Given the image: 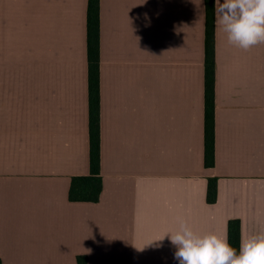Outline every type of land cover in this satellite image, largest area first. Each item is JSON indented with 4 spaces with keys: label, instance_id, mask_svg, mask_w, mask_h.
Wrapping results in <instances>:
<instances>
[{
    "label": "crops",
    "instance_id": "0c3cea01",
    "mask_svg": "<svg viewBox=\"0 0 264 264\" xmlns=\"http://www.w3.org/2000/svg\"><path fill=\"white\" fill-rule=\"evenodd\" d=\"M87 10L0 0V264H179L165 236L180 218L201 235L264 229V43L216 28L206 167L205 0H101L103 191L70 200L90 174Z\"/></svg>",
    "mask_w": 264,
    "mask_h": 264
},
{
    "label": "trees",
    "instance_id": "16d2710c",
    "mask_svg": "<svg viewBox=\"0 0 264 264\" xmlns=\"http://www.w3.org/2000/svg\"><path fill=\"white\" fill-rule=\"evenodd\" d=\"M215 0H205V166L214 167L216 162V25ZM101 0H88V81H89V136L90 174L74 176L70 187L71 201L98 202L103 191L101 170ZM207 200H218V178L208 182ZM242 226L239 219L229 221L228 239L239 252ZM85 255L78 256L79 264H87Z\"/></svg>",
    "mask_w": 264,
    "mask_h": 264
},
{
    "label": "clouds",
    "instance_id": "9594fccd",
    "mask_svg": "<svg viewBox=\"0 0 264 264\" xmlns=\"http://www.w3.org/2000/svg\"><path fill=\"white\" fill-rule=\"evenodd\" d=\"M214 17L229 45L249 51L264 43V0H215ZM166 237L179 264H264V229L251 235L242 231L239 252L227 233L201 235L183 218Z\"/></svg>",
    "mask_w": 264,
    "mask_h": 264
},
{
    "label": "rangeland",
    "instance_id": "374dc122",
    "mask_svg": "<svg viewBox=\"0 0 264 264\" xmlns=\"http://www.w3.org/2000/svg\"><path fill=\"white\" fill-rule=\"evenodd\" d=\"M262 62H263V61H260L259 65H260L261 72H264V64H263ZM261 64H263V67H262Z\"/></svg>",
    "mask_w": 264,
    "mask_h": 264
}]
</instances>
